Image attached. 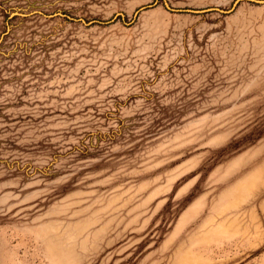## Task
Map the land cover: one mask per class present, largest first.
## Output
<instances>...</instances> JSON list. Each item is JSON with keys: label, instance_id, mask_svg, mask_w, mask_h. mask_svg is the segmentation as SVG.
Here are the masks:
<instances>
[{"label": "rangeland", "instance_id": "374dc122", "mask_svg": "<svg viewBox=\"0 0 264 264\" xmlns=\"http://www.w3.org/2000/svg\"><path fill=\"white\" fill-rule=\"evenodd\" d=\"M0 264H264V0H0Z\"/></svg>", "mask_w": 264, "mask_h": 264}]
</instances>
